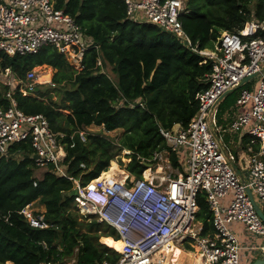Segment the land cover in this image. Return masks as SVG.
Instances as JSON below:
<instances>
[{"label":"trees","instance_id":"obj_1","mask_svg":"<svg viewBox=\"0 0 264 264\" xmlns=\"http://www.w3.org/2000/svg\"><path fill=\"white\" fill-rule=\"evenodd\" d=\"M186 3L188 11L180 20L200 48L212 49L221 31L239 29L252 15L258 19L264 16L263 0ZM56 7L72 16L97 48L88 49L79 70L51 46L13 56L0 51V68H10L18 77L43 64L55 68L54 86L40 84L33 95L16 91L18 107L28 114L42 113L54 132L65 134L61 165L67 176L86 183L106 171L116 155L127 149L130 161L124 168L141 177L153 152L166 147L159 128L185 127L197 111L195 96L208 87L212 61L191 51L175 35L128 18L123 0H57ZM98 57L103 68L96 66ZM247 87L246 83L218 102L216 123L221 127H229L236 100ZM6 89L0 85L2 107L9 104ZM91 125L121 132L116 141L103 133H85L83 140L79 131ZM249 140L246 135L245 141ZM32 152L27 139L7 145V151L0 153V264L115 262L120 239L114 228L95 216L83 219L74 204V181L56 171L53 164L36 172ZM170 160L174 167L180 166L181 153L172 152ZM119 165L123 166L122 162ZM35 202L44 207L46 227L30 226L20 212ZM197 203L196 216L203 233L212 232V212L204 191L198 193ZM245 232L250 236L245 252L250 254L251 246H260L263 239ZM244 257L240 252V264H245Z\"/></svg>","mask_w":264,"mask_h":264},{"label":"built area","instance_id":"obj_2","mask_svg":"<svg viewBox=\"0 0 264 264\" xmlns=\"http://www.w3.org/2000/svg\"><path fill=\"white\" fill-rule=\"evenodd\" d=\"M123 1L128 18L151 23L175 35L191 51L212 61L208 87L196 94L197 111L188 125L159 128L166 147L153 152L141 177L128 172L121 181L101 172L81 183L67 176L61 165L65 134L54 132L42 113H25L15 98L17 90L34 94L37 85L54 86L52 78L39 80L35 67L26 71L24 77H18L10 68H0V85L7 86L5 97L9 100L6 107L0 106V153L6 152L9 144L29 139L36 168L46 169L53 164L56 171L74 181V204L82 217L95 216L114 228L122 242L118 259L91 264L167 263L169 249L185 244L188 253L195 255V264H240L242 246L228 228L232 222L241 223L249 233L262 238L260 246L251 248L264 253V222L247 194L249 188L257 204L264 203V16L258 19L252 15L239 29L221 31L214 48H200L184 31L180 20V15L188 11L186 0ZM56 3L57 0H0V51L13 56L51 46L71 66L81 69L86 52L97 45ZM96 66L103 68L100 57ZM253 74H257V81L254 83L251 77L243 83L248 87L241 90L236 100L242 110L229 124L231 131L250 137L248 178H244L235 171L233 156L227 154L215 132L216 108L229 89ZM79 135L84 140L85 131H79ZM182 149L188 151L185 173L174 171L169 159L171 152ZM201 191L212 212L213 231L209 233H203V224L196 216L197 195ZM227 195L229 203L224 206L220 199ZM31 204L20 212L30 226L46 227L42 213L29 210Z\"/></svg>","mask_w":264,"mask_h":264},{"label":"crops","instance_id":"obj_3","mask_svg":"<svg viewBox=\"0 0 264 264\" xmlns=\"http://www.w3.org/2000/svg\"><path fill=\"white\" fill-rule=\"evenodd\" d=\"M241 110H242V107L236 106L235 110L233 111V116H231V119H232V117L235 118L236 115ZM225 113H228V111H225ZM173 127H174V129L175 128L177 129V128H179V124H175ZM215 132L218 136H220L222 143L225 146V150H226L227 154L229 156H233L234 166H236V168L238 169L239 175H241L244 178H248L247 164H248L249 152L247 151L248 142L245 141L247 134L244 132L241 133L240 131L239 132L231 131L229 129V127L223 128L219 124H217V127H215ZM171 153H170V155H171ZM179 153H181V159H182L181 165L178 167H174L172 165L171 160H170V163L173 166L174 171H180V172L185 173L187 171L186 161H187L188 151L186 149H182V150H179ZM170 155H169V159H170ZM229 199H230V195H227V196L220 199V203L222 205L226 206L229 203ZM263 205H264V203L259 202V206L261 208ZM38 211L42 213L44 211V207H42V211H40V210H38ZM228 228L230 231H232L238 237V239L240 241V245L242 246V249L240 252H244V256L246 257V259L244 257L245 264H251V261L253 262L257 258L264 256V253L259 249H254L252 251V253H250V254L245 252V251H247L246 247L249 244L250 236L247 235V233L245 232V228L241 223L232 222L229 224ZM186 246H187V244H185L183 246H177L178 250H180L181 253L177 254L176 258L173 254H170L171 256L172 255L173 256L172 257L170 256V258H168L167 261H169L171 259L172 261H176V263H174V264H177V263H179V260L181 258L184 259V256L185 257L188 256L189 253H188V250H186L188 248H185ZM191 256H193V255H191ZM247 256H250V260H249V257H247ZM193 258H195V257H193ZM69 262H68V264L74 263L73 260L71 263H69ZM193 264H195L194 260H193Z\"/></svg>","mask_w":264,"mask_h":264},{"label":"rangeland","instance_id":"obj_4","mask_svg":"<svg viewBox=\"0 0 264 264\" xmlns=\"http://www.w3.org/2000/svg\"><path fill=\"white\" fill-rule=\"evenodd\" d=\"M255 1V0H254ZM35 69L37 70L38 72V76H39V80H45L46 78H44L42 76V74H45L47 73V71H50V76L49 78H52L53 77V74L55 72V68L51 67V66H48V65H39V66H35ZM257 81V77H254L253 78V82L255 83ZM38 86V85H37ZM33 95V94H31ZM53 98H56L57 97V93H53ZM64 113H68L69 111L67 110H63ZM215 127H217V123H215ZM85 133L88 134V133H103L104 135H106L107 137H109L110 139H113L114 141L117 140V137L118 135L120 134L121 130L120 129H117V130H114V131H110V132H106V131H103L102 127L101 126H94V125H91L89 127H86L85 128ZM130 153L129 150L127 149H122L118 155H116L115 159L113 160L114 162H116L117 166L121 169V171L125 174L128 173L127 170H125L124 166L130 161V158L128 157V154ZM119 162H122L123 166H120L119 165ZM109 168V167H108ZM43 169H37L36 172H39ZM108 170V169H107ZM106 170V171H107ZM248 175V174H247ZM117 177V176H116ZM118 178V177H117ZM119 179V178H118ZM42 205H39L38 202H35L33 205L31 204L30 205V209L31 211H42ZM83 219L85 220H89V219H86L84 217H82ZM177 246H180V245H174L173 247L175 248V250L177 251H180L178 250ZM187 247V246H186ZM117 250V249H116ZM187 250V249H186ZM174 254V253H173ZM173 256V255H172ZM171 256V257H172ZM176 256V255H174ZM190 257V258H189ZM194 256H191L188 254V256H184V259L183 258H179V263L177 264H193V260H195V258H193ZM176 258V257H175ZM197 258V257H196ZM176 263V261H172L171 259L169 261H167V263L165 262H162V263H159V264H174Z\"/></svg>","mask_w":264,"mask_h":264},{"label":"water","instance_id":"obj_5","mask_svg":"<svg viewBox=\"0 0 264 264\" xmlns=\"http://www.w3.org/2000/svg\"><path fill=\"white\" fill-rule=\"evenodd\" d=\"M257 74H253L251 76H247L245 77L243 80H241L239 83H237L233 88L229 89L219 100L218 102L223 98L225 97L228 93L232 92L233 90L239 88L240 86L243 85V83H245L248 79H250L251 77H254L256 76ZM147 164H150V163H146ZM234 169L237 173H239L238 169L236 168V166H234ZM247 194L249 195L252 203H253V206L257 212V214L259 215V217L263 220L264 222V212L262 211V208L257 204L255 198H254V195L252 193V191L247 188ZM251 264H264V256L263 257H260V258H257L256 260H254Z\"/></svg>","mask_w":264,"mask_h":264},{"label":"bare ground","instance_id":"obj_6","mask_svg":"<svg viewBox=\"0 0 264 264\" xmlns=\"http://www.w3.org/2000/svg\"><path fill=\"white\" fill-rule=\"evenodd\" d=\"M42 76L44 78H46L45 80L49 79L50 76V71H47V73L42 74ZM126 173V172H125ZM121 171V169L117 166L116 162H114L113 160L110 162L109 164V168L107 171H105L104 173H102V175H114L115 177L117 176L121 181H123L126 177L127 174H125ZM122 242L120 241L119 244H117L116 249L119 250L121 247ZM170 254L173 255H177L179 253H181L180 251L175 250L174 247L169 249ZM171 256V255H170ZM176 257V256H175ZM174 259V258H173Z\"/></svg>","mask_w":264,"mask_h":264}]
</instances>
